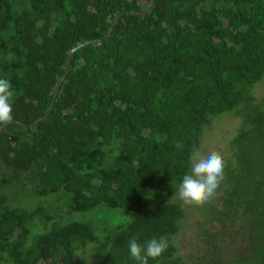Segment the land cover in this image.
Segmentation results:
<instances>
[{"label":"trees","instance_id":"16d2710c","mask_svg":"<svg viewBox=\"0 0 264 264\" xmlns=\"http://www.w3.org/2000/svg\"><path fill=\"white\" fill-rule=\"evenodd\" d=\"M0 78L16 92L0 125V264H136L129 241L161 236L149 264H190L173 201L225 113L242 123L211 216L246 223L243 264H264V0H0ZM97 208L130 223L71 220Z\"/></svg>","mask_w":264,"mask_h":264},{"label":"rangeland","instance_id":"374dc122","mask_svg":"<svg viewBox=\"0 0 264 264\" xmlns=\"http://www.w3.org/2000/svg\"><path fill=\"white\" fill-rule=\"evenodd\" d=\"M255 95L258 105L264 106V81L256 87ZM241 123L240 117L229 113L216 118L212 126L207 128L206 136L199 150L205 155L210 152L219 153L224 159L225 169L229 160H233L229 142L237 135ZM222 194L223 191L219 184L215 195L200 205H187L180 200L177 194L174 197L173 202L181 204L186 212L181 231L172 239L178 248L176 258L181 262L190 264H235V262H239L243 264L245 257H251L253 245L249 226L241 221H236L234 224L231 220H226L227 225H225V223L219 222L217 217L211 216L213 209L221 210L219 197ZM23 202L25 205H32L31 198H26ZM97 209L89 213H74L71 220L90 221L91 224L94 223V227L98 222H107L111 229L130 223V219L127 217V220L121 210ZM99 231L101 237H105L106 232L102 228ZM217 234L219 235L217 242H212V238ZM82 256L87 260L84 264H93L90 261L89 253ZM163 264L171 263L165 262Z\"/></svg>","mask_w":264,"mask_h":264},{"label":"clouds","instance_id":"9594fccd","mask_svg":"<svg viewBox=\"0 0 264 264\" xmlns=\"http://www.w3.org/2000/svg\"><path fill=\"white\" fill-rule=\"evenodd\" d=\"M16 92L8 78H0V125L13 121V104ZM175 147L183 149L182 143ZM224 177V159L217 152L205 155L193 147L189 155V171L183 176L177 195L187 205H200L212 198ZM169 247L168 240L161 236L139 243L136 238L129 241L130 259L136 264H149V259L161 257Z\"/></svg>","mask_w":264,"mask_h":264},{"label":"water","instance_id":"95a60500","mask_svg":"<svg viewBox=\"0 0 264 264\" xmlns=\"http://www.w3.org/2000/svg\"><path fill=\"white\" fill-rule=\"evenodd\" d=\"M154 6H155V3H154V5H153V7H152V9L150 10V11H152L153 10V8H154ZM111 34V32L107 35V36H109ZM98 41H92V42H87V43H83V44H80L77 48H75L72 52H71V55L76 51V50H78V49H80V48H83V47H85V46H88V45H90V44H95V43H97ZM71 55L69 56V59H68V63H67V69L69 68V66H70V61H71ZM64 79H65V76L61 79V81H60V83H59V85H58V87H57V90H56V92H55V97L59 94V92H60V88H61V85H62V83L64 82ZM53 108V104H52V106H51V109ZM1 131V130H0Z\"/></svg>","mask_w":264,"mask_h":264}]
</instances>
